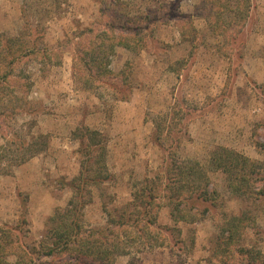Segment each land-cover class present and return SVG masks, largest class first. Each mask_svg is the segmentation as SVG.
<instances>
[{
	"label": "rangeland",
	"instance_id": "rangeland-1",
	"mask_svg": "<svg viewBox=\"0 0 264 264\" xmlns=\"http://www.w3.org/2000/svg\"><path fill=\"white\" fill-rule=\"evenodd\" d=\"M203 1L0 0V264H56L41 250L81 171L104 177L81 192V225L97 230L170 162L195 167L207 201L177 213L159 197L156 225L115 264H264V0H227L224 35ZM93 46L108 73L83 85L77 55ZM79 128L100 133L102 154L81 147ZM221 149L245 162L238 193Z\"/></svg>",
	"mask_w": 264,
	"mask_h": 264
},
{
	"label": "trees",
	"instance_id": "trees-1",
	"mask_svg": "<svg viewBox=\"0 0 264 264\" xmlns=\"http://www.w3.org/2000/svg\"><path fill=\"white\" fill-rule=\"evenodd\" d=\"M225 2H227V0L203 1L202 11L204 15L207 19H210L213 22V30L221 35L226 33L223 20H221L224 9L228 8L226 7L227 5ZM242 3L243 2L237 3L236 7L233 8L234 10L231 11L234 12V15L240 20V26L236 30V35L242 33L243 27L246 25L245 23L249 11V5ZM101 36H99L100 41L102 40ZM96 40H98V38H96ZM5 43V48L8 49V55L12 56V52H10L8 48L10 40L6 39ZM95 48L96 47L94 46L93 48H86L91 51L90 53L92 54L91 58L86 62L80 57V54L82 55L81 52L77 55V59L80 61L79 67L80 69L82 68L81 71H86L88 74L86 79L82 74L80 75L82 77L81 80L84 82L83 85H87L86 83L89 81L101 83L102 70L103 72L106 71V73H108L106 68L101 69L98 66L94 67V65L99 63L98 58L94 56L93 50H95ZM44 52H47L46 49L33 51V53H39L42 56H46ZM1 56L2 55L0 54V65L1 62H3ZM79 67H77V71ZM6 79V74L0 75V89L3 85H6ZM169 133H171V131ZM74 135L79 137L81 147L84 146L86 150L97 148L99 154L103 153L104 148L101 147L102 142L100 133L88 128H79L74 132ZM155 137L156 141H160V136L158 134ZM86 139L88 143L85 142ZM221 150L223 152L219 154L218 157V161L222 163L221 169L231 176L232 185L234 187L233 189L235 190V193H238L241 191V184H243V182L239 183L241 177L238 176L235 178L232 173L238 171V168L239 173L245 170V162H243V158L238 154L229 151L228 149ZM233 157L239 161L238 163L242 165L241 167H239V165L238 167H226V164L233 163L231 161ZM0 161H2L1 155ZM195 166L198 167L197 164H195ZM193 168L195 167L191 166L188 171V167L185 165H177L174 162H170L163 175L156 176L154 179L146 178L144 186L133 195L131 202L127 204L125 209L119 213L118 216H108L109 219L106 225L97 230L85 229L81 225L80 215L85 207L81 192L86 188V184L89 180L90 183L97 184L103 182L104 177L101 174H92L93 178H91V174L89 176L84 174L86 170L81 171L78 178L75 180V184H73L77 185L73 186L74 197L68 202L67 208L62 212V220H60L59 217L56 218V216L51 218V222H55V228L49 232L51 246L41 250V255L54 260L56 264H115L116 257L129 256L130 253L127 251V241L132 238L135 231L138 238H143L145 232H147L150 227L156 225L157 210L160 207L156 200L159 197L167 199L169 203L174 206L177 213H180L182 205H184V207L189 205L188 207L190 208L191 204H189V202H192L193 200H199L201 198L202 201H207L202 194L198 195L192 191V182L188 177L191 176H189V174L193 171ZM174 172L176 175H179L182 180L177 179V177L173 178L172 176L175 175ZM241 176L244 178V175ZM184 178L188 179V183ZM184 193H187V197L185 196L186 198L183 197ZM76 194L77 198L75 197ZM57 219H59V221ZM236 221H238L237 218ZM232 233V231H228V237L230 239H232ZM33 251L37 252V250ZM240 252L242 254L246 253V251ZM128 264L137 263L131 261Z\"/></svg>",
	"mask_w": 264,
	"mask_h": 264
}]
</instances>
